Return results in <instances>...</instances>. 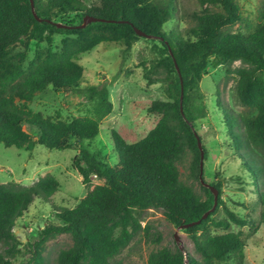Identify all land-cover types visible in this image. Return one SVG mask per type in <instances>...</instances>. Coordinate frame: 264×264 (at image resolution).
Wrapping results in <instances>:
<instances>
[{"label": "trees", "instance_id": "1", "mask_svg": "<svg viewBox=\"0 0 264 264\" xmlns=\"http://www.w3.org/2000/svg\"><path fill=\"white\" fill-rule=\"evenodd\" d=\"M197 1L201 10L189 14L190 24L178 30L164 27L175 15L176 0H32L33 6L30 0H0V143L29 150L36 145L77 148L72 168L86 187L74 207H56L57 222L38 231L29 244L31 264H44L47 241L61 234L72 242L58 251L55 264H131L115 256L137 235L147 242L161 240L150 222L142 225L149 209L182 227L200 258L185 255L179 246H163L149 252L147 264H215L230 256L244 264L242 230L213 234L208 222L223 229L230 223L247 228L264 224V4L253 22L242 15L236 0ZM86 15L97 20L80 26ZM54 35L60 36L59 49L53 48ZM140 38L155 41L143 77L147 85L162 83L165 98L146 102V111L157 121L141 139L128 142L123 133L111 130L117 160L110 165L83 146L98 134L113 104L105 80L82 84L79 57L100 43L113 42L123 45L125 58ZM17 46L22 50L14 52ZM209 65H221L235 76V96L244 108L233 113L222 106L221 112L249 179L250 201L238 204L250 210L245 216L224 206L227 217L213 218L223 204L220 187L214 203L211 189L203 188V195L180 178L178 163L187 153L191 176H200L194 124L206 115L199 83ZM49 86L75 91L90 105L88 113L63 119L29 108L27 103ZM58 188L50 173L31 185L0 183V264H13L19 252L15 221L35 197L46 200Z\"/></svg>", "mask_w": 264, "mask_h": 264}, {"label": "rangeland", "instance_id": "2", "mask_svg": "<svg viewBox=\"0 0 264 264\" xmlns=\"http://www.w3.org/2000/svg\"><path fill=\"white\" fill-rule=\"evenodd\" d=\"M90 4L92 0H82ZM177 8L172 20L165 24V29L176 27L184 29L190 23L189 14L201 10L197 0H176ZM243 16L256 21L264 0H236ZM72 17V15H71ZM78 21V18H75ZM238 24L233 26L236 29ZM155 41L140 38L136 41L125 58H122V44L103 42L91 51L81 53L79 63L84 67L82 84L104 81L108 84L109 98L113 108L109 115L101 121L98 134L92 139L84 140L83 146L98 152L107 163L117 160L113 149L111 130L125 136L128 142L144 137L155 125L157 117L146 111V102L164 99V86L160 82L147 85L143 77V65H148L154 52L151 49ZM60 36H53V48L59 49ZM22 50L20 46L14 52ZM33 50V49H32ZM28 51L30 55L32 53ZM235 62L234 65H238ZM235 76L226 74L223 66L209 65L200 80L199 86L204 94L206 115L196 121L194 128L199 136L201 172L198 180L191 176V156L187 153L178 163L180 178L204 195L203 188L220 187L219 195L223 204H219L212 217H227L224 206L240 216H245L249 209L238 205L250 201L249 179L240 165V158L232 147V139L221 112V107L230 112L243 111L235 96ZM28 107L33 111H41L45 116H61L70 119L73 116L88 113L90 105L73 90L53 89L47 87L38 93ZM221 105V106H220ZM24 128L31 132L29 128ZM206 151V154L204 153ZM78 154L75 147L63 150H49L36 145L31 150L6 147L0 143V183L14 181L22 185H31L39 177L50 173L59 182V188L48 199L35 197L30 206L15 221L13 232L19 240V252L13 258V264H31L29 244L36 238L38 231L48 223H56L54 216L56 207H74L85 195L86 187L77 170L72 168V160ZM199 162V165H200ZM239 176V178H238ZM99 180L93 179V183ZM212 191V190H211ZM217 194V190H216ZM256 215H254L255 217ZM150 222L153 232H159V243L147 242L137 235L115 259L131 264H147L150 251L166 246H179L183 252L199 259L193 243L182 227L170 223L159 210L149 209L144 212L142 225ZM213 234L237 232L242 230L246 237L244 247V264H264V224H256L251 228L240 227L230 223L227 229L215 227L208 222ZM255 229H252L254 228ZM67 234L58 235L46 243L43 256L44 264H55L60 249L71 244ZM239 260L230 256L215 264H238Z\"/></svg>", "mask_w": 264, "mask_h": 264}, {"label": "water", "instance_id": "3", "mask_svg": "<svg viewBox=\"0 0 264 264\" xmlns=\"http://www.w3.org/2000/svg\"><path fill=\"white\" fill-rule=\"evenodd\" d=\"M30 2H31V6H33L32 0H30ZM96 20H97V18L86 15V16L83 17V22H82V24H81L80 26H85V25L88 24L89 22L96 21ZM99 20H102V19H99ZM56 25L59 26V27H70V26H68V25H62V24H60V23H56ZM136 32H137L138 34H140V35H144V33L141 32V31L138 30V29H136ZM177 70H178V69H177ZM200 168H201V162H200ZM211 190H212V192H213L214 203H215V202H216V190H215V189H211ZM211 209H212V208H211ZM208 212H209V210L206 211V212L203 214L202 217H203V218L206 217L207 214H208ZM184 254H185V253H184ZM185 255H186V254H185Z\"/></svg>", "mask_w": 264, "mask_h": 264}]
</instances>
